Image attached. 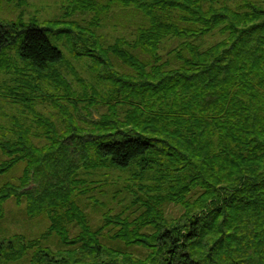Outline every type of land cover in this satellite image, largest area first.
<instances>
[{
  "label": "trees",
  "instance_id": "obj_1",
  "mask_svg": "<svg viewBox=\"0 0 264 264\" xmlns=\"http://www.w3.org/2000/svg\"><path fill=\"white\" fill-rule=\"evenodd\" d=\"M68 1L67 15L90 12L89 20H0V69L16 72L0 98L18 107L8 124L0 113V212L14 198L49 220L41 237L0 235V264H118L116 240L155 246L147 264H213L238 253L264 264V4ZM119 6L137 12V25L108 41L98 29ZM215 31L220 39L197 40ZM169 39L176 44L162 52ZM71 58H88L92 80ZM51 87L58 98L46 95ZM135 166L126 191L144 209L109 208L94 228L79 197L102 184L79 169ZM168 202L183 207L180 220L167 217ZM53 232L67 255L44 241Z\"/></svg>",
  "mask_w": 264,
  "mask_h": 264
},
{
  "label": "rangeland",
  "instance_id": "obj_2",
  "mask_svg": "<svg viewBox=\"0 0 264 264\" xmlns=\"http://www.w3.org/2000/svg\"><path fill=\"white\" fill-rule=\"evenodd\" d=\"M264 4V0H256ZM68 0H28L26 5H19L18 0H0V20L5 22H10L20 15L23 16L25 20H28L32 16H37L40 20H58L63 21L64 23L67 20H77L79 22H86L91 17L90 12L78 11L71 15H67V5ZM231 2V1H230ZM139 15L136 11H132L131 8H121L120 6L115 8L110 12L103 24L100 26L98 31L102 32L108 41H112L116 35H132L133 29L137 25V20ZM66 24V23H65ZM221 38V34L218 31L214 33L207 34L206 36H200L197 38L203 46H206L218 39ZM58 44L67 56V42L66 39L58 40ZM176 41L174 39H169L164 42L162 52H165L169 47L175 45ZM13 52V50H11ZM72 59V58H71ZM77 66V69L80 71L82 76L88 80H92L90 72L87 68L88 58H82L81 60L72 59ZM69 78L73 81L72 75L68 74ZM16 76L15 71H8L6 69H0V85L6 82H12ZM55 88H50L47 91L46 95L51 98H58L54 96ZM47 106V105H45ZM45 106L41 104L37 105L38 109L47 111ZM50 107V105H48ZM57 110V109H56ZM103 110V109H102ZM49 111V110H48ZM6 112L2 116V122L8 124V117L6 114L18 112V107L11 105L7 101H3L0 98V113ZM95 117H98L97 111L93 110ZM139 170L137 166L131 167L129 169H118V168H100L92 171L81 167L79 173L81 176L86 177L91 181V179H97L102 185L99 187V190H96L92 195H82L79 198L80 203L82 202L85 205V210L88 211V216L90 218L91 224L94 228L104 225L106 221L105 213L111 208V213L115 215L117 212L121 213L124 211L123 215L125 216H137L142 212L144 208L138 207L131 204L130 196L131 194L126 191L127 185L137 182L134 172ZM22 171V165L15 167L12 174L19 175ZM153 172H147L144 176L143 181L152 183V178H148L149 174L152 176ZM136 174V173H135ZM88 180V181H89ZM95 196V197H94ZM133 197V195H132ZM101 201V204L98 202ZM183 212V207L175 202H168L166 204L165 213L169 219H179L181 213ZM49 220L45 214H38L36 216H30L27 214L25 209V203H17L14 198L6 200L2 206V211L0 212V235L11 236L13 233H22L26 237H41V234L48 230ZM104 229L106 227H103ZM118 227H114L116 229ZM145 230H150L151 228H144ZM78 230L72 228V235ZM103 239V237H101ZM46 244L50 245L57 253L68 254L70 250L68 246L61 244V241L58 235L53 232L49 236L44 238ZM104 242H107L108 239L104 238ZM113 246L117 248L114 252L113 257L117 258L118 264H141L142 261H146V264L149 263L148 254L150 251L155 250V246L151 247L141 243L126 244L121 240L112 241ZM111 244V243H110ZM72 250L78 252L80 249L77 245H73ZM247 250V246L244 247ZM69 249V250H68ZM71 250V251H72ZM205 252L208 251V246L205 247ZM250 253L252 248L249 249ZM75 253L74 251H72ZM70 252V254L72 253ZM56 253V254H57ZM72 253V254H73ZM239 255V256H238ZM233 258H227L224 260L213 261V264H249L246 261H240V253ZM106 255L100 256V260ZM99 262V261H98ZM151 262V261H150ZM13 264H27L26 262H15Z\"/></svg>",
  "mask_w": 264,
  "mask_h": 264
}]
</instances>
